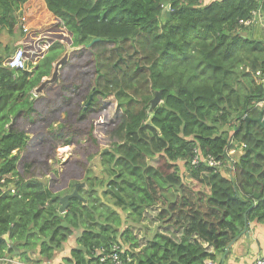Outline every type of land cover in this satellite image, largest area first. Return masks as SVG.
Segmentation results:
<instances>
[{"label":"trees","instance_id":"obj_1","mask_svg":"<svg viewBox=\"0 0 264 264\" xmlns=\"http://www.w3.org/2000/svg\"><path fill=\"white\" fill-rule=\"evenodd\" d=\"M258 9L264 20V0H0V26L19 12L45 37L36 65L0 60V259L101 264L118 243L127 264H204L245 220L264 224L248 193L264 197V37L241 23ZM66 46L81 49L34 97ZM59 146L75 149L60 173ZM76 183L82 200L60 213Z\"/></svg>","mask_w":264,"mask_h":264},{"label":"crops","instance_id":"obj_2","mask_svg":"<svg viewBox=\"0 0 264 264\" xmlns=\"http://www.w3.org/2000/svg\"><path fill=\"white\" fill-rule=\"evenodd\" d=\"M16 16V22L11 28L0 26V60H7L10 58L16 51V48H21L18 45L21 43L22 39L30 36V34L26 35L27 33L23 32L19 12ZM42 17H44V15ZM255 26L253 36L255 38H263L264 34L261 31L260 25L256 24ZM34 38L36 43H41L45 37L39 35ZM25 59L27 61L26 54L24 53V60ZM246 232L248 236L245 234L242 235L226 254L224 249V252L221 255H218L213 261L214 264H250L258 258H264V224H248ZM67 253L68 252L65 251L62 255H67ZM17 263L18 262H16V264Z\"/></svg>","mask_w":264,"mask_h":264},{"label":"built area","instance_id":"obj_3","mask_svg":"<svg viewBox=\"0 0 264 264\" xmlns=\"http://www.w3.org/2000/svg\"><path fill=\"white\" fill-rule=\"evenodd\" d=\"M261 15L262 12L260 9H258L255 13H253V17L251 21L241 22V23L244 25H248L251 23L260 24L261 29L264 31V20L262 19ZM24 31H26L25 28ZM6 66L10 70H24L25 60H24L23 51L16 50L8 60ZM257 75H260V73H257ZM241 148L244 149L245 146L242 145ZM200 163L206 164V166L213 168L215 171L222 172L223 162L221 160H216L211 157H208L207 159H202L197 154H195L191 164L197 166ZM121 254H122V247L120 244L116 243L111 245L108 251H105L102 248L98 249L96 256H99L101 264H127V262H129V259L128 258L124 259L121 256ZM0 264H16V262L7 259H0ZM204 264H214V262L212 260H206ZM250 264H264V258H258Z\"/></svg>","mask_w":264,"mask_h":264},{"label":"water","instance_id":"obj_4","mask_svg":"<svg viewBox=\"0 0 264 264\" xmlns=\"http://www.w3.org/2000/svg\"><path fill=\"white\" fill-rule=\"evenodd\" d=\"M168 15L169 14H167V16ZM94 41H98V40H94ZM79 49H81V47H78V48H71L69 46L66 47L63 56L59 60H57L55 62V64L53 65V69H52L51 75L48 78H45L42 81V83L37 88H35L34 93L37 94V95H41L47 86H51L55 82H57L60 79V69L68 61L70 53L75 51V50H79ZM160 102H161L160 92H156L154 94V98L151 101V109L155 108V106H157ZM14 121H15V117H13L11 119L10 125H12L14 123ZM147 124H150V118L148 119ZM84 186H85L84 183H76L72 193L67 194V195H65V196L60 198V209H59L60 213H64L65 212V210H66V208H67V206L69 204V201L71 199L76 198V199L82 200V198L78 194V190H79V188H82ZM248 193L253 195L254 201H259V200L260 201H264V197L262 196L261 193H258V194L257 193H253L252 190H249ZM247 228H248V223L245 220L243 228H239V232H240L239 235H237L235 238H233L227 244V246L225 248V254L232 247V245L237 240H239L242 237V235L245 234V235L248 236V234L246 232ZM4 239L8 242V234L4 236Z\"/></svg>","mask_w":264,"mask_h":264},{"label":"rangeland","instance_id":"obj_5","mask_svg":"<svg viewBox=\"0 0 264 264\" xmlns=\"http://www.w3.org/2000/svg\"><path fill=\"white\" fill-rule=\"evenodd\" d=\"M60 30H62L60 27H55L53 33L59 35ZM53 37H54V35L52 36V38ZM52 38L50 37V39H52ZM54 39L55 38H53V40ZM40 45H41V43H36L35 38L31 34L30 36L25 37L24 41L21 42L18 46L23 47L24 49H26L27 61L31 62L32 65H35V64H37L40 61L41 55L43 54V52L41 53ZM66 47H68V46H66ZM26 70L28 72H31L33 70V67L29 68V69H26ZM32 95L35 97V95H37V94L33 93ZM74 150H75L74 146H68V147L59 146L57 148L56 154H57V159H58L59 163L56 165V168L58 169L59 173L63 169L64 164L72 161V159L74 157ZM105 150H108V148L105 149ZM237 156H239V154H235V157H233V158L235 159ZM150 164L153 165V166L161 167L162 164H163V161L160 158L156 157V158H153L150 161ZM89 169H91V172H92L93 176L98 177V178H102L104 180L107 179V176L103 173V167H102L101 158H100L99 155H96L90 161Z\"/></svg>","mask_w":264,"mask_h":264},{"label":"flooded vegetation","instance_id":"obj_6","mask_svg":"<svg viewBox=\"0 0 264 264\" xmlns=\"http://www.w3.org/2000/svg\"><path fill=\"white\" fill-rule=\"evenodd\" d=\"M18 115H19V114H16V115L14 116V117H15V121H17V117H18ZM15 121H14V122H15Z\"/></svg>","mask_w":264,"mask_h":264},{"label":"clouds","instance_id":"obj_7","mask_svg":"<svg viewBox=\"0 0 264 264\" xmlns=\"http://www.w3.org/2000/svg\"><path fill=\"white\" fill-rule=\"evenodd\" d=\"M27 69V68H26Z\"/></svg>","mask_w":264,"mask_h":264}]
</instances>
